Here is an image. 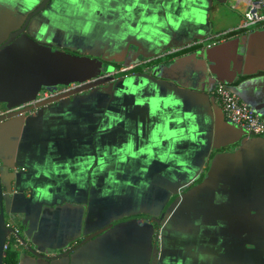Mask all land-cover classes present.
Segmentation results:
<instances>
[{"label": "crops", "instance_id": "crops-1", "mask_svg": "<svg viewBox=\"0 0 264 264\" xmlns=\"http://www.w3.org/2000/svg\"><path fill=\"white\" fill-rule=\"evenodd\" d=\"M230 1L236 8L230 7V15L221 23L219 10L227 8ZM181 3H51L37 17L40 32L33 33L30 27L29 38L20 36L13 50L0 52L1 99L10 95L14 85L25 84L32 77L55 79L60 69L52 62L54 55L38 52L40 43L35 37L47 28L53 31L55 14L60 21L63 12L70 33L78 32L73 25L85 29L78 32L85 35V44L92 41L95 45L107 28L111 32L103 54L96 57L112 62L111 68L101 66L99 75L123 69L130 72L3 124L0 155L8 186L5 202L10 218L18 221L31 246L53 257L92 231L121 221L64 257H35L20 247L18 264H149L154 230L143 215H153V205H159V200L166 204L172 195H177L172 214L183 216L185 203L194 208L209 206L211 211L200 214L189 210L182 230L177 224L170 227L168 221L163 223L159 264H264V135L249 134L233 125L210 92L214 80L230 85L264 120V22L236 32L242 17L241 1L207 0V7L205 0ZM193 8L206 12V23L197 22ZM0 9L1 30L5 26L10 30V16L15 12L3 6ZM18 12L20 18L22 12ZM185 12L188 16L180 20ZM105 13H113L114 19ZM166 13L174 21L180 20L178 31L168 24ZM154 15L155 23L150 19ZM161 22L166 26L159 27ZM138 25L139 31H133ZM145 28H158L160 35L149 41L144 37L151 33ZM15 49L17 63L5 65L4 56ZM80 54L89 56L87 51ZM90 79L68 81L66 88L55 92ZM144 79L148 83L139 88ZM129 80L131 87L124 83ZM132 88H137L134 94ZM40 91L34 99L10 109L55 93ZM170 94L181 103L166 107L161 99L151 116L147 100ZM137 99L145 103L138 105ZM6 110L0 107V113ZM107 112L123 119H111ZM165 118L173 121L168 127L176 131L175 137L164 138ZM157 125L161 130L155 131ZM101 158L106 165L102 172ZM178 159L185 162L183 166ZM12 165L18 168L15 176L7 169ZM169 215L166 219L171 211ZM131 216L135 217L121 220ZM201 218V225L196 224ZM218 221L224 226L217 225ZM203 224L213 228L202 230Z\"/></svg>", "mask_w": 264, "mask_h": 264}, {"label": "water", "instance_id": "water-1", "mask_svg": "<svg viewBox=\"0 0 264 264\" xmlns=\"http://www.w3.org/2000/svg\"><path fill=\"white\" fill-rule=\"evenodd\" d=\"M49 1L50 0H42L41 3L38 5V7H36V9L31 14L28 15L25 22L18 30L11 32L9 36L7 37V39L4 40L3 42L0 41V52H2V54H6L7 51L13 50V45L15 44V42L18 41L20 36L28 37V34H25L24 32L29 24L31 16L35 13L42 11L46 7V5L49 3ZM52 49H54L57 52L63 51L62 52L63 55H59L56 58V54L53 53L52 52L53 50L50 49L51 50L50 54L54 55L53 58L51 56V58L53 59L52 62L55 64H58V68L60 69L59 71H57L58 77L66 73L70 75L69 78H67L66 80L62 82L66 84L68 83V81H82L87 78H93V79H90L89 81L85 83L76 85L75 87H71L63 91L52 93L47 97H42L35 101H31L21 107L10 109L13 106L22 104L23 102H26L30 99H34L37 92L40 91L42 85L46 86L52 83L47 82V81L45 82L41 79L39 80L38 78H36L37 76H35V78L32 77L31 79H28L25 84L21 83L18 85H14L11 88L10 95L8 97L5 96V98L3 99L0 98V107L1 105H3L4 107H1V108H5V104H6L5 109H9V110H6L0 113V131H1L0 136L1 137H2V131H3V124L7 122L8 120H11L13 118L15 119L18 117L23 118L25 117L26 114H30L34 110L42 108L46 105L81 94L83 92L86 93V92L92 91L93 89L97 87H100L104 84L114 81L117 77L126 75L128 72V71L120 70L116 74L112 72L111 74L99 75L101 72V66L103 62L102 60L96 57L74 53L70 50H62L57 47H52ZM16 51L17 49L14 50V52ZM217 81L214 80L213 84ZM226 85L232 92H234L230 85L228 84ZM246 104L248 105V103ZM235 126L240 127L238 125H235ZM241 129L246 133L252 134L251 132L245 131L243 128ZM2 164H3V159L0 155V264H3V256L5 252L4 246L9 238H15V244L13 246L18 252V259H19V254H20V247L23 249L25 253L27 252L35 257L54 259V258H60V257L69 255L73 250L78 248V246L92 240L93 238H95L96 236L104 232L105 229L111 228L119 223L118 221L114 222L102 230L86 235L78 243L66 249L65 251L58 253L57 255L53 257L45 256L44 254L40 253L37 249H35L33 246H31L25 234L22 231H20V229L18 228L19 226L18 221H14L15 218H10L9 210L5 202L6 190H7L6 188L8 186L5 183V178H6L5 169ZM7 169H9L11 174L15 176L17 172L15 170L16 165H12L8 167ZM13 181H14V177L11 178V180L9 181V186L13 183ZM157 239H158L157 236H155V244L153 246V256H152V259L154 262L155 260H157V253H158Z\"/></svg>", "mask_w": 264, "mask_h": 264}, {"label": "rangeland", "instance_id": "rangeland-1", "mask_svg": "<svg viewBox=\"0 0 264 264\" xmlns=\"http://www.w3.org/2000/svg\"><path fill=\"white\" fill-rule=\"evenodd\" d=\"M231 4H232V1H230L228 4L229 8L227 7V8L219 10L218 20H221V23H223V21H224V16L226 18V15H228V16L230 15V11H231L230 7L233 6ZM105 14L111 20L114 19L113 13H105ZM59 18L61 19V20L59 19L60 21H58V19L56 18V20L53 21V25H51L54 27V29L52 31L53 32L52 36H50L48 38H45V37L40 36V35L37 36L38 37L37 40L39 42H41L38 45V49H37L38 52L49 53L52 50V47H57L59 49L62 48L64 50L69 49V50H72V52L74 51L76 53H85L87 51L89 56H92V57H98L99 55L103 54L104 45H106L108 43V41L111 40V37L109 36L111 32L108 30V28L105 30V33H103L105 35L103 37V39L102 38L100 40L95 39V41H94L95 45H92V41H88L89 43L85 44V35L83 36L82 33L78 34L79 31H82L85 29H83L81 26L73 25L72 26V28H74L73 30H75V31L78 30V32L77 33L71 32L72 35H69L70 31L67 30L68 26H67V23H65V20L63 18V12H61V16ZM8 27L9 26H5L4 29L1 30L0 36L2 37V39L5 37L6 33L8 32ZM96 27H98V26L91 27V28H96ZM67 33H69V34H67ZM52 52L55 53L56 55H63V53H62L63 51L57 52V51L53 50ZM17 56H18V52H12L11 54L5 55L4 56V57H6L5 65L10 66V67L14 66L17 63ZM111 63L112 62L108 61L105 58L102 62V66L105 68V70H108V68H110ZM128 73H130V72H128ZM69 77H70V75L68 73H66V74L61 75L59 77L57 76L55 79L43 80L45 82L47 81V82H50L52 84H49L46 86L42 85V87L40 89L41 94H43L44 92H55L56 90H61L62 88H66L65 83L62 81L66 80ZM1 107H4V106L1 105ZM5 108H6V104H5ZM0 140H1V136H0ZM172 196L169 199L170 205H171ZM113 200H115V199H113ZM198 210L201 212L200 214H207L206 209L203 206H198V209L194 208L192 210V213H197Z\"/></svg>", "mask_w": 264, "mask_h": 264}, {"label": "flooded vegetation", "instance_id": "flooded-vegetation-1", "mask_svg": "<svg viewBox=\"0 0 264 264\" xmlns=\"http://www.w3.org/2000/svg\"><path fill=\"white\" fill-rule=\"evenodd\" d=\"M41 1L42 0H39V3L33 4L31 10L27 11L26 13L25 12H22V14L20 13L22 16L20 15V18H18L19 16L16 13L18 11H20L22 8H27V4L25 3V0H15V5L14 6H13L12 3L9 2V0H0V6L6 7V8H9V9H12L15 12V14H12L10 16L11 17L12 27L10 28V30H8V32L6 33L5 37L3 39L1 38L2 42L7 39V37L9 36V34L11 32L18 30L23 25V23L25 22V20L28 17V15L31 14L36 9V7H38V5L41 3ZM62 1L63 0H60V1L59 0H50L49 3L46 5V7L42 11L33 14L31 16V18H30L29 24H28V26H27V28H26V30H25L24 33L25 34H29L30 27H31V29H32L31 31H33V33L39 31L40 30V28H39V19L37 17L42 12H44L46 10V8L51 3L52 4H54V3L57 4L58 2H60V4H62ZM1 11L2 10L0 9V12ZM55 15H56V18H57V14H55ZM12 20H14L15 22H12ZM0 32H1V27H0ZM67 34H69V33H67ZM52 35H53L52 30H49L47 28V29H45L43 31L42 35H40V36H43L45 38H48V37H50ZM36 37H35V39H36ZM39 43H41V42H39ZM60 49H62V48H60ZM62 50H64V49H62ZM70 51H72V50H70ZM74 53H76V52H74ZM114 71H115V69H114ZM91 134L92 133H90V135ZM153 200H156V199H153ZM155 202H157V201H155ZM175 202H177V195H173L172 196V198H171V205H170V202L169 201L166 204H163V200H159V205L157 203H156L155 206L153 205V212L155 211L153 215H151V214L143 215L144 217L148 218V220L150 221V223H152L153 230H154L153 245H152L151 254H150V257H149V264H152V263L153 264H159L160 263V253H161V249H159V236H160L161 233H160V230L159 229H160L161 226H163V223L164 222L166 223L168 221L167 223L169 224L170 227L177 224V229H181L182 230L183 229V226L185 227V225H186V223L184 221H186L185 218H188V216H189V210H193L194 209V206H189V204L185 203L183 205V207H181V209H183V212H184L183 213V216L182 215H179V213H177V212L174 213V214H172L173 209H174V206H175ZM203 207L206 209V212L211 211V207H209V206L208 207L203 206ZM195 209H198V207L197 208L195 207ZM170 211H171V217H170V219H166V217L168 218V216H170L169 215ZM198 212H200V211L198 210ZM135 216L141 217L142 214H137ZM135 216L125 217V218H123V221H124V219L127 220L129 218H134ZM144 217H143V219H144ZM174 221H177V223H174ZM114 222H117V221H113L111 223H108V224L100 227L99 229H97L95 231H92L90 234H92L94 232H97L99 230H102V229L108 227L109 225H111ZM118 222H120V220H118ZM165 226H167V225H165ZM170 227H169V229H171ZM191 227H192V225H191ZM191 227H189V231H192L193 230V228H191ZM108 229L109 228L105 229L104 231H106ZM155 236H157V238H158L157 239L158 253H157V260H155V262H154L153 259H152V256H153V246L155 244Z\"/></svg>", "mask_w": 264, "mask_h": 264}, {"label": "built area", "instance_id": "built-area-1", "mask_svg": "<svg viewBox=\"0 0 264 264\" xmlns=\"http://www.w3.org/2000/svg\"><path fill=\"white\" fill-rule=\"evenodd\" d=\"M240 1L243 3L242 17L238 27L234 31H248L264 22V0H236V3ZM232 8H236V5H233ZM210 92L216 98L226 118L231 123L240 126L252 134L264 135V120L232 92L225 83L220 81L215 82ZM47 96L49 94L42 95L41 98ZM15 170L17 171L18 168ZM7 246L8 241L4 246L5 250Z\"/></svg>", "mask_w": 264, "mask_h": 264}, {"label": "clouds", "instance_id": "clouds-1", "mask_svg": "<svg viewBox=\"0 0 264 264\" xmlns=\"http://www.w3.org/2000/svg\"><path fill=\"white\" fill-rule=\"evenodd\" d=\"M9 2L12 3L13 6L15 5V0H9ZM73 2H74V0H73ZM193 2H195V0H193ZM25 3L27 4V8H22L21 9V12H25L26 13L27 11L31 10L33 4L39 3V0H25ZM137 3H138V0H137ZM183 3H187V0H182V3L181 4H183ZM205 6L206 7L208 6L207 5V0H205ZM128 11H131V8H129ZM192 14L196 16L198 23H206V12L197 11V9L193 8L192 9ZM187 16H188V13L185 12L183 14V16H181L180 20L184 19ZM166 17H167L168 24H171L172 25L173 30L178 31L179 30L180 20L174 21L172 19V17H171V14H167V13H166ZM142 19H144L143 16H142ZM150 19H151V21L153 23H155L156 20H157V17L154 15ZM165 26L166 25L163 22H161L160 25H159V27H165ZM133 31H139V25H138L137 29H134ZM144 31L151 33L150 35L144 37L145 39H147L149 41L152 40V37L153 36L160 35L158 28H145ZM141 35H143V33H141ZM36 39H38V37H36ZM168 39L169 38L167 36L164 37L165 43L168 42ZM155 43H158V41H155ZM124 83H127L129 85V87H131V81L130 80L129 81H125ZM147 83H148V80L147 79H144L143 80V83L140 84L138 87L139 88H143L144 84H147ZM153 87L156 88L157 86L156 85H153ZM131 91L134 94L137 91V88H132ZM116 95H120V91H117L116 92ZM161 99H163V102H164V104H165L166 107L169 104H179V103H181L180 100H174L171 94L167 98H160L157 95L156 97L147 100V102L150 105V115L151 116L155 114V112H156V110L158 108V105L161 102ZM135 103L138 104V105H143L145 103V101L144 100L137 99L135 101ZM106 115H108L111 119H119L120 121L123 119L122 117H113L111 115V113H109V112H107ZM188 115H191V114L189 113ZM192 119H195V117L193 116ZM172 122L173 121L171 119H168V118H165L164 119V124H163L162 127H163V131H165L167 133V135L164 137L165 139H167L168 137H175L176 136V131L175 130H169V127H168V125L170 123H172ZM108 127H111V125H109ZM159 130H161V126L160 125H157L155 131H159ZM191 130L192 131H196V128L193 127ZM181 131H183V130H181ZM192 139L195 140L196 137L193 136ZM141 151H143V149ZM132 155L135 156L136 154L135 153H132ZM120 160L121 161H124V157H121ZM161 160H163V157H161ZM177 163L183 166L185 162L178 159L177 160ZM105 167H106V165L104 163V159L101 158L100 161H99L100 171L102 172ZM112 176H113V173L110 172L109 173V178H112ZM227 201H228V196L225 195V199H224L223 202L226 203ZM214 203H216V202L214 201ZM201 222H202V218L199 219V220H197V221H195V223L198 224V225H201ZM217 225L224 226V223L222 221H218L217 222ZM205 228L211 230L213 228V225H204L203 224L202 225V230L205 229Z\"/></svg>", "mask_w": 264, "mask_h": 264}, {"label": "trees", "instance_id": "trees-1", "mask_svg": "<svg viewBox=\"0 0 264 264\" xmlns=\"http://www.w3.org/2000/svg\"><path fill=\"white\" fill-rule=\"evenodd\" d=\"M14 244H15V238H9L8 246L3 256V264H17L18 263V252L13 246Z\"/></svg>", "mask_w": 264, "mask_h": 264}]
</instances>
